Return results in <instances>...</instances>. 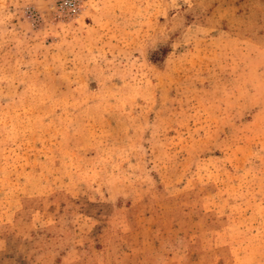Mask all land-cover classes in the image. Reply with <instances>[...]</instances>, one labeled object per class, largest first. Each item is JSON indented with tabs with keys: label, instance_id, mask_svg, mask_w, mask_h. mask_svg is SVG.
Instances as JSON below:
<instances>
[{
	"label": "rangeland",
	"instance_id": "374dc122",
	"mask_svg": "<svg viewBox=\"0 0 264 264\" xmlns=\"http://www.w3.org/2000/svg\"><path fill=\"white\" fill-rule=\"evenodd\" d=\"M0 264H264V0H0Z\"/></svg>",
	"mask_w": 264,
	"mask_h": 264
},
{
	"label": "built area",
	"instance_id": "2783aa9c",
	"mask_svg": "<svg viewBox=\"0 0 264 264\" xmlns=\"http://www.w3.org/2000/svg\"><path fill=\"white\" fill-rule=\"evenodd\" d=\"M71 4H75V0H69Z\"/></svg>",
	"mask_w": 264,
	"mask_h": 264
}]
</instances>
